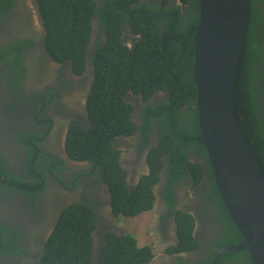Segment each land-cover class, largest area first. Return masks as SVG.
<instances>
[{"label": "flooded vegetation", "instance_id": "af4514ba", "mask_svg": "<svg viewBox=\"0 0 264 264\" xmlns=\"http://www.w3.org/2000/svg\"><path fill=\"white\" fill-rule=\"evenodd\" d=\"M197 5L199 0H128L118 37L133 48L144 35L154 38L166 32L170 19L183 22L189 13L199 17ZM259 7L264 15V0ZM92 26L88 60L96 52L99 35L103 45L111 36L97 15ZM46 32L35 0H14L12 8L0 16V264H39L60 218L74 203H85L98 214L92 230V263L96 264L102 261L109 232L129 233L125 220L129 216L113 211L104 166L74 148L82 134L78 126L88 130L92 125L88 105L96 79L94 65L88 63L78 73L70 60H55L46 47ZM8 65L13 66L9 71ZM260 66L264 69V62ZM261 79L264 86V73ZM166 95L163 89L148 98L142 92L128 95L134 127L111 144L132 192L144 185L146 176L155 177L150 184L155 201L147 210L153 217L144 231L151 236L146 245L154 256L146 264H196L209 258L214 242L229 228L222 222L219 198L211 196L210 165L202 149L191 146L186 159L203 164L206 172L201 179L185 164L184 172L171 181L163 117L149 118L148 128L144 110ZM260 102L264 111V93ZM188 214L194 218L192 235L200 243L192 250L183 247L181 224ZM228 264L246 263L230 259Z\"/></svg>", "mask_w": 264, "mask_h": 264}, {"label": "trees", "instance_id": "16d2710c", "mask_svg": "<svg viewBox=\"0 0 264 264\" xmlns=\"http://www.w3.org/2000/svg\"><path fill=\"white\" fill-rule=\"evenodd\" d=\"M259 1L252 0V22L239 60L233 104L238 122L264 170V111L260 104V96L264 93L261 79L264 69L260 66L264 62V24L259 18L262 14ZM35 2L47 30V50L55 60H70L78 73L83 72L88 63L94 65L96 79L88 105L92 125L88 130L78 126L81 130L77 132L82 134L74 148L76 152L86 151L87 159L97 160L99 165L104 166L103 174L112 189V207L116 215L135 217L149 210L155 201L150 186L155 177L146 176L144 185L132 192L124 181L126 172L121 167L118 151L113 149L111 142L120 134L130 133L134 127V122L130 119L133 105L129 102L128 95L142 92L148 98L163 89L167 93L166 97L149 103L144 110L148 128L151 127L149 118L163 117L160 122L163 133L168 136L165 153L171 162V181L178 178V172H184L185 164H188L196 179H201L206 168L201 162L186 159L191 146L202 149L206 163L210 165L208 169L214 186L211 196L219 198L222 222L229 228L224 236L214 242L209 258L196 264H208L213 261L220 247L241 242L243 236L232 221L215 184L207 150L202 141L195 139L200 136L197 86L193 74L194 35L199 17L189 13L183 22L170 19L166 23V32H159L154 38L144 35L141 44L130 48L118 37L125 21L122 11H126L128 0ZM13 3L14 0H1L0 16L9 11ZM94 15L98 16L99 21L105 25L104 30L108 29L111 36L110 41L103 45L99 40L102 34L99 35L96 52L88 60ZM159 29L158 27L156 31H160ZM156 162H161L160 158ZM155 166L159 167L158 164ZM143 190L140 194L139 191ZM169 196L173 199L172 191ZM183 219V247L192 250L200 245L192 235L194 218L188 214ZM97 221L98 214L89 205L74 203L60 218L39 264H93L92 230ZM107 240L100 254L102 261L96 264H146L154 256L152 247L140 246L131 233L119 235L109 232ZM230 259L253 264L247 249L227 251L217 264H228ZM181 264L190 263L183 261Z\"/></svg>", "mask_w": 264, "mask_h": 264}, {"label": "water", "instance_id": "95a60500", "mask_svg": "<svg viewBox=\"0 0 264 264\" xmlns=\"http://www.w3.org/2000/svg\"><path fill=\"white\" fill-rule=\"evenodd\" d=\"M252 0H199L193 74L200 136L214 181L243 240L220 247L247 249L253 264H264V170L241 128L233 96L239 60L252 22Z\"/></svg>", "mask_w": 264, "mask_h": 264}, {"label": "rangeland", "instance_id": "374dc122", "mask_svg": "<svg viewBox=\"0 0 264 264\" xmlns=\"http://www.w3.org/2000/svg\"><path fill=\"white\" fill-rule=\"evenodd\" d=\"M259 18H260V22H262L264 24V16L260 15ZM8 68H9L8 69V71H9L13 68V66L8 65ZM152 217H153V213L151 211L141 213L135 217H126V218L124 217L125 220H127L126 229L128 230L129 233L133 234L137 238L138 244L140 246H144L149 242V237H151V236L147 237L145 235L144 231L146 230V227L148 224H149L148 227L150 226L149 222L151 221ZM156 252L161 253L160 250H156Z\"/></svg>", "mask_w": 264, "mask_h": 264}]
</instances>
